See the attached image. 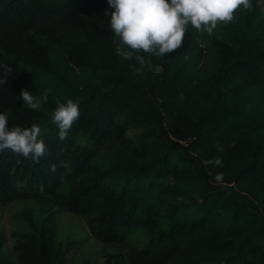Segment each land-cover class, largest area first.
Masks as SVG:
<instances>
[{"label": "trees", "instance_id": "16d2710c", "mask_svg": "<svg viewBox=\"0 0 264 264\" xmlns=\"http://www.w3.org/2000/svg\"><path fill=\"white\" fill-rule=\"evenodd\" d=\"M250 2L141 64L116 53L107 0H0V111L47 145L0 151V207L40 211L18 215L12 255L0 219V264H71L85 239L54 209L83 220L98 264H264V0ZM24 88L47 101L29 108ZM69 98L80 116L60 140Z\"/></svg>", "mask_w": 264, "mask_h": 264}, {"label": "clouds", "instance_id": "9594fccd", "mask_svg": "<svg viewBox=\"0 0 264 264\" xmlns=\"http://www.w3.org/2000/svg\"><path fill=\"white\" fill-rule=\"evenodd\" d=\"M107 4L105 15L111 9L109 23L116 53L126 60L135 57L141 64L144 63L142 52L163 56L181 46L189 26L211 36L219 22L234 19L237 8L251 7L250 0H107ZM0 70L4 74L11 71L4 64H0ZM4 82L0 79V84ZM49 92L50 89H44L43 95H33L24 88L17 99H22L31 109H39L47 101ZM79 116V105L73 99L57 101L51 119L59 129L60 140L66 139ZM9 117V111H0V151L7 148L25 158L39 160L47 151L40 125L10 126ZM204 163L219 165L221 159L217 157ZM214 179L222 181V173H217Z\"/></svg>", "mask_w": 264, "mask_h": 264}, {"label": "rangeland", "instance_id": "374dc122", "mask_svg": "<svg viewBox=\"0 0 264 264\" xmlns=\"http://www.w3.org/2000/svg\"><path fill=\"white\" fill-rule=\"evenodd\" d=\"M28 209L33 210L35 214L39 215L40 211L34 201L15 200L7 206L0 207L1 225L8 233L7 242L3 248V254L10 253L12 255L13 238L11 236V231L17 225L18 215ZM53 211L56 212V216L58 217L61 233L69 235L78 234L85 239L84 243L71 251L69 256L71 264H82L86 259L94 264L100 263L102 260L101 248L99 244L87 234L83 220L78 216L60 211L59 209H54Z\"/></svg>", "mask_w": 264, "mask_h": 264}]
</instances>
